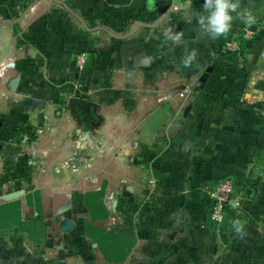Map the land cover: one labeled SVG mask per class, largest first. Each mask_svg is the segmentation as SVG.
<instances>
[{
    "label": "rangeland",
    "instance_id": "obj_1",
    "mask_svg": "<svg viewBox=\"0 0 264 264\" xmlns=\"http://www.w3.org/2000/svg\"><path fill=\"white\" fill-rule=\"evenodd\" d=\"M40 2L56 9L47 8L38 24L23 25V15L39 0H0V121L7 123L0 130V208L11 218L0 230V264H189L191 233L208 216L207 190L230 179L203 181L214 125L206 127L218 120L216 106L229 101L231 83L245 78L238 60L250 34L224 33L215 52L223 61L207 56L203 71L190 82L182 78L183 63L171 44L154 57L152 106H140L142 90L119 91L121 84L113 80L102 97L90 96L101 107L92 111L96 121L89 124L69 100L89 97L84 81L91 58L63 48L62 58L51 60L50 33L56 27L48 22L72 21V28L61 29L64 34L80 26L120 37L133 22L152 24L159 16L109 14L103 0ZM170 19L163 28L138 30L182 36L185 19L176 11ZM228 40L238 49L226 51ZM212 67L218 75L206 72ZM33 89L42 93V105L15 113L14 97L22 96L18 103H25ZM149 110L153 116L146 132L143 119ZM57 160L64 165L60 173L51 166ZM250 210L256 214L263 207ZM66 221L73 227L64 232Z\"/></svg>",
    "mask_w": 264,
    "mask_h": 264
},
{
    "label": "crops",
    "instance_id": "obj_2",
    "mask_svg": "<svg viewBox=\"0 0 264 264\" xmlns=\"http://www.w3.org/2000/svg\"><path fill=\"white\" fill-rule=\"evenodd\" d=\"M232 2H238V8L231 13L233 20L229 31H245L250 34L244 55L238 60V70L248 75V85L245 92L225 111L223 124L211 128L206 153L208 161L203 167L205 172L203 181L210 184L222 177L230 178L234 187V198L241 199L243 210L228 211L224 223L230 225L231 229L210 223L206 216V222L199 223V228L193 229L191 233L194 239V252L186 259L189 264H264V0ZM48 6L39 0V3L25 12L21 24L28 25L32 23L31 21L38 24L36 18L47 8L56 9V6ZM102 8L109 14L138 13L144 18L160 17L169 11L166 19L164 18L160 24L161 28L169 24L171 13L176 11L185 19V27L184 34L179 39L164 36L160 31L144 33L138 30L151 29L143 27L137 28L138 31L132 35L121 38L112 37L101 30L92 31L80 26L76 30L69 29L64 34L61 29L72 28L74 24L72 21L48 22L50 27H56V30L50 33L55 44L48 55L51 60L62 58L63 48L87 52L91 58L84 81V89L89 97L84 99H90L97 105L98 110L101 105L93 99L96 95L102 97L109 91L107 88L113 85V80L116 84L117 82L121 84V88L117 89L119 91L142 90L144 98L139 100L142 102L140 106L144 108L152 106L148 95H151L153 90L149 77L154 71V57L165 49L169 50L171 44L176 45L177 56L183 64L191 58L192 60L187 63L203 67V60L207 56H213L216 63L223 61V58L215 55L223 34L213 38L199 23V17L206 15L204 0H103ZM207 45L211 48L204 50ZM193 51L196 52L194 58L191 55ZM31 56L36 58L35 53ZM41 86L48 88L44 84ZM34 89L25 95L26 102L21 103L22 105L18 102L23 97L18 95L14 97L15 113L18 110L22 112L31 110V105H42V93L34 92ZM92 111L94 110L91 109L89 114V124L96 121L92 117ZM152 114L150 110L145 113L143 124L146 132ZM1 124L4 126L0 130L4 129L7 123L0 121ZM74 140L78 143L80 137ZM180 141L183 142V138ZM51 154L55 158L61 155L53 152L49 155ZM51 166L60 173L64 165L57 160ZM247 187L253 189V193L248 199H243L242 193ZM257 204L262 206L263 210L253 214L251 206ZM8 211L0 208V230L10 226L11 218ZM209 212L210 205L207 213ZM13 219L19 220L18 217ZM237 219L244 225L241 232L236 231L239 225L233 224Z\"/></svg>",
    "mask_w": 264,
    "mask_h": 264
},
{
    "label": "built area",
    "instance_id": "obj_3",
    "mask_svg": "<svg viewBox=\"0 0 264 264\" xmlns=\"http://www.w3.org/2000/svg\"><path fill=\"white\" fill-rule=\"evenodd\" d=\"M238 44L234 40H228L225 43L226 51H235ZM87 60L84 54L80 57V67L82 68ZM207 196L210 203V212L208 221L215 225L224 223L227 213L230 209L238 210L241 207V199L234 198V187L230 179H223L214 184L207 190ZM230 203H234V208L229 207Z\"/></svg>",
    "mask_w": 264,
    "mask_h": 264
},
{
    "label": "clouds",
    "instance_id": "obj_4",
    "mask_svg": "<svg viewBox=\"0 0 264 264\" xmlns=\"http://www.w3.org/2000/svg\"><path fill=\"white\" fill-rule=\"evenodd\" d=\"M238 8V2H232V0H204V9L206 15L199 17V23L206 31H208L213 38L227 33L231 21L233 20L232 12H235ZM239 15V14H238ZM251 22V19H249ZM179 39V36H177ZM192 57L196 56V52H192ZM192 59H188L185 62H189ZM233 224L239 225L236 227L237 232H241L244 225L240 220H234Z\"/></svg>",
    "mask_w": 264,
    "mask_h": 264
},
{
    "label": "water",
    "instance_id": "obj_5",
    "mask_svg": "<svg viewBox=\"0 0 264 264\" xmlns=\"http://www.w3.org/2000/svg\"><path fill=\"white\" fill-rule=\"evenodd\" d=\"M168 13L169 11H167L165 14L160 16L156 20V22L153 24L144 23V22H134L130 27V31L127 34L121 36V38L132 35L139 27H143V28L157 27L158 25L162 23L163 19L166 17V15H168ZM202 71H203L202 66L185 63L182 66L181 74H182V78L186 82H190L193 79H195ZM210 71H211V68L206 69V72H210ZM69 104L72 109H74L80 115H83L84 121L89 120L90 110L91 109L95 110L97 108V105L95 103L91 102L88 99H84V98H71L69 100ZM251 193H252L251 188H246L242 195V198L245 199L249 197ZM229 207L234 208V203H230ZM72 227H73V223L71 221H66L65 226L62 227V231L67 232L71 230Z\"/></svg>",
    "mask_w": 264,
    "mask_h": 264
},
{
    "label": "trees",
    "instance_id": "obj_6",
    "mask_svg": "<svg viewBox=\"0 0 264 264\" xmlns=\"http://www.w3.org/2000/svg\"><path fill=\"white\" fill-rule=\"evenodd\" d=\"M209 74L211 76L212 75L216 76L219 73H218V70L216 68L214 69L212 67L211 68V72H209ZM247 85H248V75L247 74L245 75V78L243 79V81H241V82L237 81V82L231 83V85H230V87H229V89L227 91L229 101L227 103H225L224 105L216 106V110H217L216 113H218V120L210 122L207 125L206 130H208V128H209V126H211V124L214 125V126H220V125L223 124L225 111L227 110L228 107H230L231 105H233L237 101L239 95H241V94H243L245 92V90L247 88ZM3 126L4 125L1 124L0 128H2ZM245 189L243 190V193H244ZM251 190H252V193H253V189H251ZM243 193H242V195H243ZM252 193H251V195H252ZM249 197H247L245 199H248Z\"/></svg>",
    "mask_w": 264,
    "mask_h": 264
},
{
    "label": "flooded vegetation",
    "instance_id": "obj_7",
    "mask_svg": "<svg viewBox=\"0 0 264 264\" xmlns=\"http://www.w3.org/2000/svg\"><path fill=\"white\" fill-rule=\"evenodd\" d=\"M82 119H83V115H82Z\"/></svg>",
    "mask_w": 264,
    "mask_h": 264
}]
</instances>
